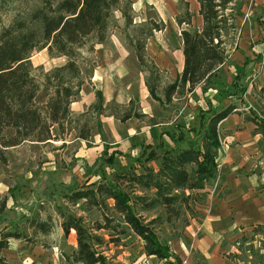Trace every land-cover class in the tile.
Masks as SVG:
<instances>
[{
    "label": "trees",
    "instance_id": "1",
    "mask_svg": "<svg viewBox=\"0 0 264 264\" xmlns=\"http://www.w3.org/2000/svg\"><path fill=\"white\" fill-rule=\"evenodd\" d=\"M202 24L193 27L192 15L184 12L175 18L179 26L180 41L184 57L183 70L179 77L165 86V100L171 96L192 92L197 86L202 91L214 89L217 96L229 98L237 96L244 89L230 91L217 80V71L223 65L229 47L235 42L236 14L235 6L240 0H196ZM41 7L32 10L25 18L13 22L0 32V163H6L5 151L23 142H46L53 138L52 129L63 133L64 123L71 124L73 116L69 112L71 102L77 100L84 84L80 72L82 53L86 49L92 52L95 44L102 43L116 21L118 12L125 27L134 28V37L129 40L134 49L140 69L148 73L145 85L149 95L156 101L157 81L161 80L153 62L145 55V41L153 32L161 31L164 24L152 19L134 24L135 16L130 0H57L53 4L44 0ZM46 49L49 57H64V65L34 74L30 58L35 50ZM148 64L147 67H144ZM43 92L42 102L37 96ZM129 106L113 114L115 119L125 122L138 117ZM103 105L100 92H95V101L78 116L93 114L101 116L107 109ZM118 110V106L114 109ZM212 108V107H210ZM205 125L197 131L200 135L196 147H174L165 150L160 156L159 168L154 171L145 167L143 172L133 173V181L148 196H133L116 185L109 183L90 184L88 188L73 190L66 196L67 202L76 204L82 201L85 211L94 208L102 212L103 224L95 222L90 227L84 224L81 216L66 214L57 208L60 227L64 235L70 230L75 232L76 249L67 257L70 264H123L111 262L99 250L104 243L97 234L100 230H117L123 225L143 241V253L154 256L167 264H182L173 254L168 244L159 242L151 229V224L168 223L172 228L187 206L189 195L203 188V184L214 179L217 173L216 156L221 147L218 126L227 116L235 112V106L228 105L216 111L210 109ZM89 119V117H88ZM256 125V133L264 138V120H251ZM85 120L78 137L88 140L91 130ZM100 121L97 122L100 130ZM10 132V133H8ZM173 139V136L171 135ZM162 144L159 142V147ZM150 148L149 146H146ZM159 156L153 150L146 160H157ZM111 200L112 205L106 203ZM6 197H0V213L5 209ZM161 209L164 218L151 217L149 222L143 213ZM111 215H107L109 212ZM147 221V222H146ZM186 223V222H185ZM34 234L48 235L52 230L50 217L44 221L31 222ZM125 231V230H124ZM120 233H124L121 230ZM9 239H21L33 243L34 239L23 233L12 231L1 234L0 251L7 248ZM110 241H115L111 240ZM37 243V242H35ZM0 264H8L0 257Z\"/></svg>",
    "mask_w": 264,
    "mask_h": 264
},
{
    "label": "rangeland",
    "instance_id": "2",
    "mask_svg": "<svg viewBox=\"0 0 264 264\" xmlns=\"http://www.w3.org/2000/svg\"><path fill=\"white\" fill-rule=\"evenodd\" d=\"M43 1L44 0H0V32L13 22L25 18L32 10L41 7L44 4ZM50 1L55 4L57 0ZM242 4L241 9L236 14L235 23L237 29L234 38L239 39L238 43H240L241 50H245L248 53L250 52L251 59L248 62L247 59H243L245 67L236 65L232 73L231 80H234L238 87L245 88V92L242 94L240 93L236 98L221 99L212 91H209L207 94H202L201 89L197 87L194 92H185L179 95L174 94L167 101L165 100L164 88L174 79L170 77H160L161 80L157 81L156 96L160 99L161 103L155 100L154 105L150 107V114L152 117L139 119L147 123L149 129L143 132V135H141L142 139L138 140L135 145L131 144L121 151L112 150L108 152L107 149L112 147L108 145V143H110V141H108L109 137H106L105 143L107 144L104 145L105 149L101 155L91 160L90 165L85 164L83 166V169L88 171L87 173L90 174L93 180L90 183H87L88 180L83 181V179H81L80 182L82 183H74L73 185H62L61 183L51 181V185L45 186V179L40 169L42 167H47L42 163L45 161H52L54 158V161L56 159V167L61 170L68 164L72 165L75 163V158L73 156L77 151L79 142L75 141L74 138H79V130L85 120H88L87 125L91 130V135L85 145L87 148H90L92 147L91 142H93V137L97 133L104 131L101 119L110 116L115 119L114 115L111 114H113L115 110L119 112L126 109L129 104L125 107L119 104L109 103L107 104L109 107H107L103 115L97 116L93 114L88 116L89 119L88 117H84L76 121L74 116H78L81 113L71 114L73 116L71 119L72 122L69 125L64 123L63 133L59 132L56 128L51 131L53 138L56 136L57 140L60 138L63 139L64 142L58 141V145H30L29 143L36 142H23L21 143L20 150L16 149L19 151H17L12 158H9L10 162H8L7 151H5L6 163H0V176L3 181H5V177L9 178L8 183L13 186L12 190L15 191L16 187H25V185L23 182L15 179L16 176L11 175L12 170L10 171V169L13 168L14 170L21 165V167L24 166V169L27 171H34L35 175H37L36 172L40 173V178L34 177L38 179L36 188L38 192L32 195L35 199L34 205L29 209L24 208V213L14 209L8 210L7 213L3 210L0 213V238L1 234L5 232L17 231L34 239L33 243L26 244V246H29L27 247V252L19 255L18 259L20 264H70L66 258L76 249V240L73 234L72 236H66L61 230V220L57 208H61L66 214L75 213L77 216H81L84 220V224L89 227L95 222L103 224V219L100 210L94 208L90 211H85L82 201L71 204L67 202L66 196L73 190L85 189L88 188L90 184L104 182L119 186V188L126 190L131 197H150V193L146 194L137 188L138 186L133 181H129L128 178H130L133 173L139 174L143 172L145 167H150L154 171H157L161 160L160 156L164 154L165 150H170L174 147L187 148L198 146L200 135H198L197 131L201 126L205 125L210 114L207 110H209L210 107H212L210 109H216V111H218L228 105H233L236 108L234 115L237 116L239 120H244L245 118L251 120H255L256 118L264 120V71L262 73V68H264V50H262L261 47L259 48L258 44L259 41H262L261 43L264 44V5H259L253 0H249L247 3L248 7H245L246 9L243 11L245 4L244 2H242ZM115 17L116 21L109 31L110 35L114 37L121 35L124 39V45H127L129 49L134 51L129 43L131 38L133 40L134 28L132 26L125 27V22L118 12L115 14ZM150 19L161 21L155 11L151 8H145L144 11H141L139 14L135 12L133 23L138 24ZM196 25L197 24H195V26ZM166 26L165 24V31L161 33L156 32L154 37L166 38L168 40L165 41V45L164 42H161V44L157 46L161 49L163 47L174 49L177 47L175 41L177 29L175 27L166 28ZM244 36H247L249 39L247 40ZM156 42H159V40ZM92 52L88 53L86 49L83 50V59L80 64L82 77H88ZM227 54V59L230 60L231 55L239 56L242 54V51L238 52L228 49ZM228 60L226 63H229ZM30 62L34 69V74L39 76L41 73H45L54 67L64 65L66 59L64 57L51 58L47 50L42 49L32 52ZM147 65L148 64H145L144 67H147ZM138 67H140V65ZM143 74L144 80L146 81L148 78L147 71L143 72ZM140 79L141 78L137 74L133 73L127 79L133 86L134 91L136 90L135 88L138 87ZM44 99V93L40 92L37 96V100L42 102ZM131 101L133 102L132 112L139 117L141 115L139 103L137 100ZM114 106H118V110L116 108L114 109ZM132 118L133 120L135 119V117ZM98 120L101 124L100 130H98L97 127ZM234 123L228 120L226 122H220L218 126L221 147L216 156L217 173L214 179L204 183L203 188L200 190L186 192V195L190 196L188 204L183 209L182 215L175 222L173 228L168 223L151 224V229L157 235L160 243L168 244L171 239L180 235L181 229L188 224L189 218L194 216L197 211L203 209L206 205V201H209L211 204V201L215 198L219 200L223 199L228 190L226 185L227 177L234 174L242 175L243 172L245 173L244 165L248 159L249 161L246 165H250V171L256 168L257 165H260V162L264 163V142L262 139L258 138V143L256 142V145L253 147L251 145L252 149L248 147L249 142L247 139L238 140V138L233 139V137L231 139V137L228 136L229 133H235L240 130ZM250 124V127L254 126V122ZM161 135L162 137H160ZM244 138L245 137H243V139ZM127 139L128 138L124 136L122 142L127 141ZM159 142L162 144L161 147H159ZM55 146H57V154L53 153L56 149ZM248 149L252 151L249 152ZM150 150H153L156 155L159 156L157 160H146ZM253 151L256 153L254 156H251ZM246 152L251 154L246 156ZM230 154H232L231 156L236 163L233 161L231 162ZM241 156H244L243 159ZM6 166L8 167L6 168ZM82 176V178H84V175ZM2 196L6 195L0 193V197ZM106 203L111 206L113 202L107 200ZM106 214L109 216L111 215L110 211ZM154 214L164 218L161 209L143 213V216L150 222ZM48 217H50V224L52 225L51 232L48 235L34 234V229L31 228V222L33 220L44 221L47 220ZM124 228L125 227L121 225L116 231H98L97 234L104 239V243L100 246L99 250H101L111 262L137 264L142 258L141 250L143 251V241L131 231ZM121 230H123L124 233L119 234L118 232ZM250 237L251 244L242 243L243 252L240 253L241 260L257 263L264 262V233L261 235L249 236V238ZM111 238L115 241H110ZM35 242L45 245V250L38 248L39 246L35 247ZM26 254L29 255L28 257H30V260H28V257L22 259ZM60 261L62 263H60ZM159 264H165V262L160 261Z\"/></svg>",
    "mask_w": 264,
    "mask_h": 264
},
{
    "label": "crops",
    "instance_id": "3",
    "mask_svg": "<svg viewBox=\"0 0 264 264\" xmlns=\"http://www.w3.org/2000/svg\"><path fill=\"white\" fill-rule=\"evenodd\" d=\"M131 7L134 13H140L145 8H151L157 16L164 23V28L161 31H155L145 41V55L155 65L160 77H170L174 80L179 77L183 70L184 57L182 53V44L180 41V31L182 28H186L187 25L183 24L179 26L175 20L177 16L184 12H189L192 15L191 24L193 27H199L202 24L201 16L198 14L199 5L196 0H130ZM259 5H264V0H253ZM244 2L243 11L246 9L249 0H240L235 6V14L242 7ZM118 17V16H117ZM264 21V20H263ZM165 24L168 27H175L177 29V37L175 41L177 47L174 49H168L163 47L159 48L161 42L168 39L156 38V32L161 33L165 31ZM195 24H197L195 26ZM237 29V28H236ZM244 35V34H243ZM247 40V36H244ZM120 36L114 37L109 35L106 39L99 44H95L93 52L90 56L91 66L88 73V77L84 76V84L81 87L79 98L69 105V111L71 114L83 113L89 105L95 101V92H100L103 105L109 103H115L127 107L131 100H137L139 103V111L141 115L139 117L130 118L125 122H120L114 119L112 116L103 117L101 122L103 124L102 132L97 133L93 137L91 142L92 147L87 148L85 143L88 140L81 138H74L78 141L77 151L73 156L75 163L67 165L62 170L55 165L54 158L52 161H45L42 164L41 174L44 176L45 186L51 185L52 182L61 183L62 185H73L74 183H82L88 180L87 183L92 182L91 176L88 171L83 169L85 164L90 165L91 160L100 156L104 151L107 143L105 138H108L109 146L107 151L126 149L131 144L135 145L138 140L142 139L143 132L149 129L147 123L140 121L141 118H150V107L154 105L155 100L149 95L147 87L145 85L144 74L141 71L137 60V57L133 50L129 49L127 45H124V39ZM159 42H156L158 41ZM239 39H235L232 47L228 49L242 51L241 55H231L228 60V50L223 65L217 71V80L224 86V88L233 91L235 89H244L236 85L234 80H231L233 71L236 65H242L243 59L250 61V52L241 50ZM259 41V48L264 50V44ZM263 45V46H262ZM238 48V49H237ZM228 60L229 63H226ZM241 67V66H238ZM240 70V69H237ZM264 68H262V73ZM137 74L141 79L138 82V87L134 91L133 86L127 80L131 74ZM173 80V81H174ZM172 81V82H173ZM136 86V85H135ZM201 89L200 86H197ZM196 87V88H197ZM196 88L192 91L194 92ZM209 91L216 93L214 89H208L202 91V94H207ZM241 92L237 93V96ZM241 93V94H242ZM237 96L229 97L236 98ZM221 98V97H220ZM224 99V98H221ZM154 100V101H153ZM235 113L227 116L223 121L230 120L234 125L238 126L240 130L238 132L229 133V137L233 139L248 140V147L252 149L256 145L258 138H261L264 142V138L261 134L256 133V125L250 127L252 121L239 120ZM253 123V122H252ZM252 132V133H251ZM240 134V135H239ZM238 135V136H237ZM126 136L128 139L122 142V138ZM162 137V135L160 136ZM243 137H245L243 139ZM111 139V140H109ZM64 142L62 138L59 140L51 139L41 143H29L30 145H58L57 142ZM66 142V141H65ZM27 143V142H26ZM258 143V142H257ZM22 144L8 148L6 151L8 162L9 158L20 150ZM252 145V147H251ZM53 153L57 154V146H55ZM19 149V150H16ZM249 152H251L248 149ZM249 152H246V156H249ZM256 152L253 151L251 156H254ZM231 162H235L231 156ZM242 159L244 156H241ZM229 161V158H228ZM249 159L244 165L245 173L242 175H230L227 177L226 185L227 192L223 199H213L211 204L209 201L205 202V207L189 218L188 224L181 229V234L175 236L168 243L170 250L173 254L177 255L182 264H264V262H251L241 260L240 253L242 251V243L251 244V237L254 235H261L264 233V163H259L256 168L250 171V165H246ZM47 165V166H46ZM8 166H6L7 168ZM21 167V165H20ZM10 169L11 175L16 176L15 179L24 183L25 187H16L15 191L12 190V185L9 184V178L5 177V181L0 176V193L6 196L5 213L10 209L24 213L25 209H29L35 203V199L32 195L37 194V178H40V173L34 171H27L24 166L21 168ZM84 175V178H82ZM35 177V178H34ZM261 179V180H260ZM20 186V185H19ZM36 186V187H35ZM19 208V209H18ZM61 228V227H60ZM62 230V229H61ZM63 231V230H62ZM238 231V232H236ZM75 237L74 230H70L68 236ZM253 238V237H252ZM22 241V242H21ZM27 242L21 239H9L7 248L0 251V257H3L8 264H20L19 255L27 252ZM14 245V246H13ZM143 245V244H142ZM35 247L45 250L46 246L43 244H34ZM15 247V248H13ZM16 250V251H14ZM36 250V249H35ZM37 251V250H36ZM142 258L137 264H159L160 261L154 256H146L141 250ZM29 255L26 254L24 258ZM30 260V257H28ZM154 261V262H153ZM60 263H62L60 261ZM167 264V263H165Z\"/></svg>",
    "mask_w": 264,
    "mask_h": 264
}]
</instances>
